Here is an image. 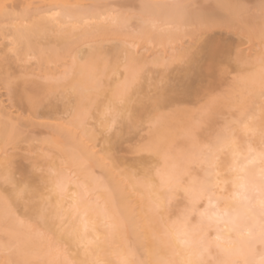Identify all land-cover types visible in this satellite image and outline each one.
Here are the masks:
<instances>
[{"label": "bare ground", "instance_id": "bare-ground-1", "mask_svg": "<svg viewBox=\"0 0 264 264\" xmlns=\"http://www.w3.org/2000/svg\"><path fill=\"white\" fill-rule=\"evenodd\" d=\"M7 1L0 0V18L5 14ZM62 1L65 2L62 7H49L43 11V15L54 17L55 13L59 12L54 25L63 32L56 39L63 48H68V38L76 34L75 27L77 24H85L83 31L78 34L80 38L92 36L95 31L101 33L109 31V28L103 23L99 22L92 26L85 20L102 18L103 20L106 19L108 23H112L110 19L112 14L109 13L106 18H103L102 14L98 12L87 15L86 9L81 6H73V2H81L82 0ZM92 1L97 2L99 0ZM157 3L162 4L161 1ZM221 4L241 5L242 7L233 11L218 7ZM200 9L210 13L215 18V23L209 32L215 28L239 29L249 38L259 39L261 42V21L255 16L244 18L242 14L245 7L241 3L235 0H214V5L211 8ZM171 14V9H161L157 18L160 21H166ZM70 18L73 19L70 26L63 29V25ZM48 28L49 26L41 20L34 21L27 26L16 25L12 31L13 43L19 45L18 51L20 53L35 54L41 62L53 60L58 53L45 55L44 48L40 43L41 38L49 36ZM140 36L142 39L158 44L184 37L192 41L189 47L171 54L166 62H163L164 58L161 60V53L152 61L153 65H163L164 67L166 65L165 69H170L169 73L162 78L163 81L170 82L171 86H184L188 90L185 95L176 98L171 104L193 98L211 87L210 79L222 71L219 66L223 59L228 58L225 51L230 49V45L218 36L207 35L201 40H196L190 33L178 31L175 28L164 34L161 33L160 29L154 31L151 26H147L143 30L140 29ZM209 48H216V50L210 54ZM93 51L96 55H93ZM261 51L251 62V72L242 76L235 84L241 93L238 103L240 109H244L246 101L260 96V65L258 61ZM139 52L140 50L134 46L125 48L120 45L107 49L100 43L90 45L87 49L79 48L76 53L77 55L83 54L85 60L82 63L75 62L72 65L70 78L63 76L54 79L53 82L32 85L28 90L12 87V90L9 91L13 100L19 105H26L28 110L25 117L21 115L15 117L17 121L23 123L24 126L36 127L41 125L48 129L52 128L51 137L49 135L50 138L41 140L42 146L44 145L47 151L53 153V156H51L52 153L49 156V153H46L45 163L47 165L44 164L48 167L47 169L64 175L71 174L75 178L74 182L69 184L67 194L62 199L60 197L57 199H60L69 220H73L76 216L75 209L77 207L81 213L85 208H88L89 227L86 234L74 236L69 231L61 229L59 222H57L51 226L50 240L41 239L34 233H30L27 228H15L13 229L15 236L8 237L6 244L11 243L17 246V250L11 253L8 260L11 258L46 262L66 259L69 264H122L124 260H127L129 264H139L141 261H154L160 257H170L177 260L187 258L186 252L173 237L162 235L158 218L152 217L148 209L150 207V195L152 198L156 196L160 198L162 209L165 211L168 200H171L179 192L169 193L161 187L160 176L157 175L158 170L162 174L186 176L187 183L185 186H191L193 181L201 182L205 179V169L196 174L189 171L190 164L195 159L200 163L201 147L199 143L184 136V130L192 124L190 111L175 110L166 114L163 113L166 106H160L156 103L158 92L164 91L160 88L162 80L154 79L152 84L155 92L153 95L148 94L147 77L143 70L147 55L145 52ZM120 53H123V57L125 60L127 59L128 63L124 65L122 80L119 83H112L109 77L110 74L116 72L115 57ZM236 56L237 60H243L241 53L237 52ZM175 62H178V65L171 68ZM125 68L128 71H125ZM126 77L129 83L125 90ZM59 89L61 91L58 94L56 90ZM69 94H72V98L70 102H65L64 100L68 98ZM121 98L124 100L123 104L120 103ZM59 100L62 102L63 109L71 108L73 112L81 107L90 109L92 118L97 121L109 106L121 111L123 118L119 122L117 134L110 137L105 135L100 142H96V136L88 141L78 133L72 118L66 125L49 121L48 118H52L51 116L56 114L60 108L58 107ZM217 109L218 106L214 103L211 112ZM144 120L153 124L149 132L148 142L145 144L150 145L151 148L146 152L153 155L158 165L155 169H150L147 160H141L139 166L143 178L140 179L130 170L116 172L112 161L116 160L114 151L124 134L129 131L134 132ZM205 120H211L210 116H206ZM20 135L18 128L12 125L9 112L0 105V147L4 148L9 144H17ZM177 137L182 138L183 144V148L179 150L176 149ZM98 145H100V150L94 149ZM62 165H66V167H62ZM34 166L35 164L29 167H15L10 156L5 155L0 160V194L7 195L6 188L11 190V185H5L2 181V177L8 174L11 175L13 183L22 185L31 181L35 186L38 180L34 173L36 169ZM95 169L101 171V176L94 174ZM46 173L39 180L52 179L48 176V170ZM17 174L20 177H17ZM149 183L153 186L151 194L145 187ZM77 184L87 185L90 193L79 205L72 196L73 193L79 191ZM46 187H50V185L40 184L41 191H44ZM180 192L185 199L184 192ZM97 200L101 207L106 206L108 215L111 217V227L106 226L103 216L99 214V209L95 207ZM90 204L91 207H89ZM0 209H2V205H0ZM177 214L178 210L171 219H175ZM150 218L153 221L152 226L149 225ZM0 223H2V219H0ZM76 223L79 224L78 219ZM80 232H83L82 227ZM212 235H215L214 231ZM238 246L240 245L238 244ZM256 249L259 251V244L256 245ZM219 258L222 257L215 250L209 257H206L212 261V264H215L216 259ZM234 258L243 261V259L251 257L245 246L242 254Z\"/></svg>", "mask_w": 264, "mask_h": 264}, {"label": "snow or ice", "instance_id": "snow-or-ice-1", "mask_svg": "<svg viewBox=\"0 0 264 264\" xmlns=\"http://www.w3.org/2000/svg\"><path fill=\"white\" fill-rule=\"evenodd\" d=\"M218 7L234 11L242 6L221 4ZM254 8L255 12L252 14L258 16L261 21V43L264 44V0H260ZM161 9L172 10L169 19L163 22L157 18ZM110 19L120 30H128L131 27L129 17L123 14L114 13ZM134 19L141 30L147 26H151L154 31L175 28L190 33L196 40L204 38L215 23V18L210 13L202 11L198 5L160 4L153 0H144L134 14ZM161 23L164 28L160 27ZM215 50L216 48H209V53L212 54ZM93 55H96L95 51ZM258 62L260 65L258 110L241 113L239 119L223 127H216L211 120L205 123V117L210 114L212 105L216 101L215 97H211L198 110L200 119L184 130L185 138L201 144L200 163L205 168V179L201 182L193 181L191 186H185L186 176L162 174L157 171L161 187L169 193L183 191L186 203L178 210L176 218L171 219L170 208V215L165 217L160 198L158 196L152 198L150 195L148 212L152 217L158 218L162 235L173 237L186 252L187 258L177 260L160 257L154 261H141L139 264H212V261L206 257H209L213 250L222 257L216 259L215 264H264V48ZM127 63L126 59L125 64ZM125 71L128 69L125 68ZM128 83L126 77L125 90ZM0 87L12 90V80L9 75L6 74L3 80H0ZM160 88L164 90L158 92L156 96V103L160 106H168L188 91L184 86H171L170 82L163 80ZM36 102L38 103V100ZM120 103H124L123 98ZM69 117L72 118L74 126L83 139L88 141L94 139L97 128L90 109L81 107L75 112L69 110L62 118ZM122 118L121 111L109 106L99 118L100 129L109 137L115 135ZM237 126L241 127L243 140L237 138ZM150 148V145L140 146L141 151H149ZM34 173L38 180L35 186L31 181L22 185L13 183L10 174L2 177L5 185H11L10 191L5 189L7 195L0 194V205H2L0 219L5 226L3 235L14 237L13 229L27 228L30 233L41 239L50 240L51 226L57 222L61 229L69 231L71 235L86 234L89 227L88 208L81 213L77 207L76 216L73 220H69L60 199H57V197L62 199L67 194L68 186L75 178L71 174L64 175L49 169L48 176L52 179L43 181L39 180L44 175L42 169H35ZM41 183L50 187L41 191ZM76 186L79 191L72 196L79 205L90 193L87 185ZM145 187L151 194L153 186L149 183ZM168 203L171 204L170 199ZM91 206L90 204L89 207ZM95 207L99 209L106 226L111 227V217L106 206L101 207L97 200ZM21 209L26 219L19 214ZM77 219L79 224L76 223ZM152 223L150 218L149 225L152 226ZM213 231L215 235H212ZM257 244L259 251L256 249ZM245 246L251 258H245L243 261L235 259L234 257L242 254ZM16 250L17 246L11 243H0V252L5 255L11 256ZM4 264H69V262L66 259L44 262L10 258ZM122 264H129V261L124 260Z\"/></svg>", "mask_w": 264, "mask_h": 264}, {"label": "rangeland", "instance_id": "rangeland-1", "mask_svg": "<svg viewBox=\"0 0 264 264\" xmlns=\"http://www.w3.org/2000/svg\"><path fill=\"white\" fill-rule=\"evenodd\" d=\"M159 1H161L162 4H193L204 9L211 8L214 5V0H153V2L156 3ZM235 1L241 3L245 7L242 14L244 18L255 16L260 20L258 16L252 14L255 12L254 6L258 5L260 0ZM142 2H144V0H99L97 2H93L92 0H82L81 2H73V6H81L83 9H86L87 15L98 12L102 14L103 18H106L109 13L112 15L114 13H120L128 16L131 27L128 30H120L118 27L114 26L113 23H108L106 19L91 18L85 21L91 23L92 26L99 22L103 23L109 28V31L107 33L95 31L92 36L80 38L78 34L83 31L85 24H77L75 27L76 34L71 35L68 38V48H63L62 45L58 44L56 41L57 37L62 35L63 32L58 30L54 25L56 22L55 18L58 16L59 12L57 14L55 13L54 17H48L43 15V11L49 7L60 8L65 2L62 0H8L5 14L0 18V80H3L4 76L7 74L12 80V87L28 90V88L35 84L53 82L54 79L62 78L63 76H69L68 78H70L72 65L75 62L82 63L85 60L83 54L77 55L76 51L79 48L87 49L90 45L98 43L103 44L107 49L120 45H123L125 48H131L134 46L137 50L139 49L140 52H145L147 55L143 70L147 77L146 83L148 84V94L153 95L155 92L152 84L154 79L162 80L170 70L165 69L163 65H153V59L161 53V60L164 58L163 62H166L171 54L176 53L180 49L189 47L192 41L184 37L164 44H158L154 41L142 39L140 36V27L134 19V14L138 11L139 5ZM37 20H41L49 26V36L40 39L45 55L50 53L53 54L54 52L58 53L55 59L47 62H41L35 54L20 53L18 51L19 45L13 43L12 31L14 26H27ZM72 21V18L67 19V23L63 25V29L69 27ZM160 27L164 28L163 23H161ZM168 30L170 29L165 28L164 30H161V33L166 34ZM207 35L218 36L230 45V49L225 51L228 58L223 59L219 66L222 71L216 77L210 79V82L212 83L211 87L193 98L166 106L163 109V113L170 114L175 110H188L191 112V121L193 123L200 119L198 110L201 105L208 102L211 97H215V103L218 106V109L210 112L209 116L214 126L223 127L225 124L239 119L241 113H251L258 108L260 104V96L246 101L244 109H240L238 103L240 102L241 93L235 87V84L242 76L251 72V62L259 55V51H261L264 46L259 39L249 38L239 29L227 30L224 28H215L208 32L206 36ZM237 52L242 54L243 60H237ZM115 58L117 69L115 73L110 74L109 79L112 83H119L124 76L125 59L123 53H120ZM177 65L178 62H175L172 64L171 68L176 67ZM107 89L109 88L107 87ZM60 91V89L56 90L58 94ZM11 95L12 94H10L9 90L0 87V105L9 112V115L12 118V125L20 131L21 139L19 138L20 141L18 139V142L15 145L9 144L4 148L0 147V158L3 159L5 155L10 156L15 167H29L35 164L34 167L36 169H42L44 173H46V170L49 169H47L48 167L45 163V155L49 153V156L52 152L47 151V148L45 149L44 145L42 146L43 143L41 140L50 138L53 130L52 128L48 129L41 125V127L38 125L36 127L24 126L23 123L17 121L15 117L18 115L25 117L28 114V110L26 105L17 104ZM71 98L72 94H69L68 98L64 101L70 102ZM69 104L71 105L72 103ZM58 107L60 108L57 113L52 115V118H48V120L63 125L68 124L71 117L67 119L62 117H64L71 108L63 109L60 100L58 101ZM92 119L97 128L96 142H100L106 134L100 129L99 121L95 118ZM207 122L208 120H205V123ZM152 125V122L144 120L137 126L134 132L129 131L124 134L114 151L116 160H113L112 164H114L116 172L130 170L137 178L142 179L143 173L139 166L141 160H147L150 169H155L157 167L158 162L153 155L150 152L140 150V146L145 145L148 142L149 132ZM237 138L243 139V132L240 126H237ZM176 141V149H182V138L177 137ZM199 145L201 147V144ZM94 149L100 150V145ZM39 153L41 155L40 158ZM51 156H53V153ZM62 167H66V165H62ZM203 169L205 168L195 159L190 164L189 171L192 174H196L202 172ZM94 174L96 176H101V171L95 169ZM16 176L20 177L19 174ZM184 204V196L179 191L171 199V204H167L166 210L164 211L162 209V213L165 217H168L170 215V208L171 218H173L175 212L180 208H183ZM19 214L22 218L26 219V217L23 216V209H21ZM4 228V224L0 223V243L2 244H6L8 241V237L3 235ZM8 257V255L0 252V264H4V262L8 261Z\"/></svg>", "mask_w": 264, "mask_h": 264}]
</instances>
